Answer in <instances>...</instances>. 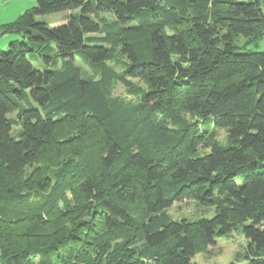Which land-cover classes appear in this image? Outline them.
<instances>
[{
    "label": "trees",
    "instance_id": "obj_1",
    "mask_svg": "<svg viewBox=\"0 0 264 264\" xmlns=\"http://www.w3.org/2000/svg\"><path fill=\"white\" fill-rule=\"evenodd\" d=\"M9 34L1 264H195L237 229L247 264H264L261 0H36ZM119 57L122 74L108 64ZM116 84L137 99L112 96ZM184 201L216 215L173 221Z\"/></svg>",
    "mask_w": 264,
    "mask_h": 264
},
{
    "label": "rangeland",
    "instance_id": "obj_2",
    "mask_svg": "<svg viewBox=\"0 0 264 264\" xmlns=\"http://www.w3.org/2000/svg\"><path fill=\"white\" fill-rule=\"evenodd\" d=\"M36 5V0H0V27L9 23L16 21L21 17L27 10L32 9ZM66 14H59L55 16H42L38 17V20L47 21L51 25L58 24ZM109 20H113L111 16H105ZM20 39V36L15 34H9L0 36V49L6 51L11 42ZM240 43H243L241 41ZM260 51H264V41L261 43ZM31 62L36 68L42 67V63L35 58H30ZM112 66L118 73L122 74L127 64L124 58L119 57L114 62L108 63ZM77 65L81 68L82 72L86 76L92 77L93 72L84 65L81 61L77 60ZM97 79H99L97 77ZM134 84L143 86L142 82L138 80H133ZM110 94L112 96H119L126 99L127 101H135L137 98L130 96L127 93V89L121 85L116 84L114 86L108 87ZM189 121H197L200 125V129L203 130L202 121L192 115H186ZM12 120H16L17 113L10 115ZM22 128L19 125H15L12 128V134L16 135ZM210 133L220 142L221 145L227 146L228 133L224 129L215 128L212 124L210 127ZM208 151L200 150L199 154L204 155ZM69 196V194H68ZM70 197V196H69ZM170 218L173 221H181L182 219H187L189 221L200 220L203 218H213L216 215V209L214 207L200 206L192 201H184L182 203H177L167 210ZM248 242L242 234L240 229L233 231L230 235L220 237L216 240V244L209 247L207 250L197 253L193 262L195 264H247L244 255L247 250ZM141 261H146V259L141 258ZM1 264V263H0Z\"/></svg>",
    "mask_w": 264,
    "mask_h": 264
},
{
    "label": "built area",
    "instance_id": "obj_3",
    "mask_svg": "<svg viewBox=\"0 0 264 264\" xmlns=\"http://www.w3.org/2000/svg\"><path fill=\"white\" fill-rule=\"evenodd\" d=\"M262 1V9L264 11V0H261Z\"/></svg>",
    "mask_w": 264,
    "mask_h": 264
},
{
    "label": "crops",
    "instance_id": "obj_4",
    "mask_svg": "<svg viewBox=\"0 0 264 264\" xmlns=\"http://www.w3.org/2000/svg\"><path fill=\"white\" fill-rule=\"evenodd\" d=\"M263 228H264V225H263Z\"/></svg>",
    "mask_w": 264,
    "mask_h": 264
}]
</instances>
